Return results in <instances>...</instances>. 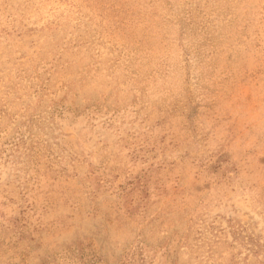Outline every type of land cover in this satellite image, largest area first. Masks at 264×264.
Masks as SVG:
<instances>
[{"label": "rangeland", "instance_id": "rangeland-1", "mask_svg": "<svg viewBox=\"0 0 264 264\" xmlns=\"http://www.w3.org/2000/svg\"><path fill=\"white\" fill-rule=\"evenodd\" d=\"M0 264H264V0H0Z\"/></svg>", "mask_w": 264, "mask_h": 264}]
</instances>
